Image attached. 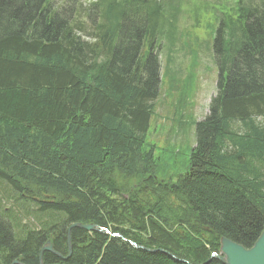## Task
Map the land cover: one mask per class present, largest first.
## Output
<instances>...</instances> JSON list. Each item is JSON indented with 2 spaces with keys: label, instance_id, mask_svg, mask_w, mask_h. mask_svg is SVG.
<instances>
[{
  "label": "trees",
  "instance_id": "obj_1",
  "mask_svg": "<svg viewBox=\"0 0 264 264\" xmlns=\"http://www.w3.org/2000/svg\"><path fill=\"white\" fill-rule=\"evenodd\" d=\"M80 1L0 0V184L31 220L0 207V264H223L264 226V0L206 22L217 92L174 180L145 139L179 0Z\"/></svg>",
  "mask_w": 264,
  "mask_h": 264
},
{
  "label": "rangeland",
  "instance_id": "obj_2",
  "mask_svg": "<svg viewBox=\"0 0 264 264\" xmlns=\"http://www.w3.org/2000/svg\"><path fill=\"white\" fill-rule=\"evenodd\" d=\"M199 30L200 28L194 29V35L189 38L192 46H194L193 37L198 36ZM193 52L192 58L189 57V54L186 55L179 44L174 46V51L171 54V69L176 68L177 75L173 76V83L169 85L165 84L164 80L161 92L153 101L154 111L145 140L148 148L153 149V155L156 159V176L159 179L173 178L176 173L183 172L188 167L189 153L195 143V123L207 114L208 101L215 90L216 68L211 64L210 54L206 50L201 51L200 54L198 51ZM6 192L5 186L0 184V207L5 208L14 205L19 211L17 216L21 222L24 224L30 222L27 214L22 213V208L28 206L18 204L15 197L7 195ZM28 205L30 204L28 203ZM7 211L4 210L3 215ZM10 216V213L8 218L6 216L7 221ZM24 227L25 225H20L16 229L21 231ZM92 227L96 228L94 225ZM98 229L106 235L113 234L106 227ZM36 231L39 232V230ZM16 235L21 236L19 233ZM47 242L52 249L50 240L44 242L42 246H47ZM67 243L68 248H70V241ZM129 243L136 247L132 241ZM44 251L42 249V253ZM6 253L7 251L3 250L0 255L6 256ZM52 253L56 257L61 256L56 252L52 251Z\"/></svg>",
  "mask_w": 264,
  "mask_h": 264
},
{
  "label": "water",
  "instance_id": "obj_3",
  "mask_svg": "<svg viewBox=\"0 0 264 264\" xmlns=\"http://www.w3.org/2000/svg\"><path fill=\"white\" fill-rule=\"evenodd\" d=\"M72 227H78L86 230L93 229L91 224H75ZM220 243V254L224 255L221 260L225 264H264V227L257 240L250 248H245L244 246L225 237L221 238ZM42 249L45 251H52L49 242H47V246ZM39 258L41 261V254Z\"/></svg>",
  "mask_w": 264,
  "mask_h": 264
},
{
  "label": "bare ground",
  "instance_id": "obj_4",
  "mask_svg": "<svg viewBox=\"0 0 264 264\" xmlns=\"http://www.w3.org/2000/svg\"><path fill=\"white\" fill-rule=\"evenodd\" d=\"M82 225H83V224H82ZM92 228H93V227H92ZM89 230H91V229H89ZM69 232H70V229H68V233H69ZM112 236H119V235L113 233ZM132 244H134V243H132ZM136 247H137V246H136ZM42 248H43V247H42ZM41 250H42V249H41ZM212 255L215 256L216 258H218V259L223 263V261L221 260V258L224 257L223 254L213 252ZM14 263H16V262H14ZM223 264H225V263H223Z\"/></svg>",
  "mask_w": 264,
  "mask_h": 264
}]
</instances>
